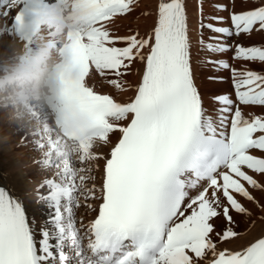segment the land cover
<instances>
[{"label":"snow or ice","instance_id":"6c2138e0","mask_svg":"<svg viewBox=\"0 0 264 264\" xmlns=\"http://www.w3.org/2000/svg\"><path fill=\"white\" fill-rule=\"evenodd\" d=\"M137 2L80 0L88 25L74 56L85 78L111 73L109 84L121 89L118 78L137 61L143 65L130 102L87 86L97 140L107 144L110 134H120L108 157H99L105 159L100 195L95 185L87 187L88 175L83 188L43 179L39 189L47 191L38 189L37 199L49 211L37 228L21 200L0 187V264H264V231L226 246L257 219L264 225V214L254 219L245 203L264 213V115L246 118L242 107H264V44H245L254 32L264 33V0H214L207 16L200 0L195 43L186 0H158L146 37L111 35L106 22L130 14ZM3 5L4 17L19 8L8 29L21 33L22 19L49 8L45 0H0ZM205 30L212 34L207 42ZM194 47L199 66L231 79L234 98L214 97L212 112L197 83ZM226 54L245 67H234ZM257 63L259 70L248 66ZM80 196L101 202L81 205ZM73 206L95 215L86 224L81 218L78 228ZM237 216L247 221L243 231Z\"/></svg>","mask_w":264,"mask_h":264},{"label":"bare ground","instance_id":"6f19581e","mask_svg":"<svg viewBox=\"0 0 264 264\" xmlns=\"http://www.w3.org/2000/svg\"><path fill=\"white\" fill-rule=\"evenodd\" d=\"M213 2L214 0H204V12L206 16L212 12L211 5ZM224 2H227V0H224ZM157 3L158 0H138L134 6V10L130 14L115 17L112 21L106 22L105 26L110 34L114 36H129L138 32L140 36L146 37L155 24ZM186 3L189 15L190 36L195 43L199 39L198 20L200 0H186ZM240 7H248V5H238L237 10H240ZM222 14L227 15V13ZM10 25L8 18L0 15V65L11 62L14 52L19 48L36 47L35 40L26 46L21 39L15 37L11 33V30L8 29ZM44 32L45 30H42L41 35ZM209 35L212 34L208 30H205L204 39L206 42ZM44 39L46 40V38ZM245 44H264V33L254 32L251 39L246 40ZM116 46L122 47L124 45L117 44ZM230 55L226 54L223 58L228 59L229 63L234 67H245L246 62L231 60ZM193 56L197 83L202 92L205 107L209 112H212L214 108L218 107L214 101V97L227 93L234 98L229 73L226 71L216 73L210 65L199 66L196 62L197 50L195 47L193 48ZM248 66L255 70H259L260 67L258 63ZM142 71L143 65L138 61L134 63L131 70L125 76L118 78L119 82L123 85L121 89H117L109 84V78H115L111 73L106 74L104 77L96 73H90L89 77L85 78V82L93 86V89L97 92H108L115 96L119 102L127 103L135 95L136 86L142 78ZM219 75H223L225 79L223 81L209 79L210 76ZM242 107L246 118L250 119L252 115H264V107ZM51 121L52 113L43 104L33 103L30 112L25 113L19 118H14L8 109L0 107V187L5 188L11 195L21 200L30 222L37 228L44 225L49 211L45 204L39 202L37 199L40 182L45 178H54L65 186L69 185L68 181L63 179L64 173L60 162V155L54 151V144L52 143L54 141L49 139L50 134L46 130V125L51 123ZM128 122L122 121L120 123L126 124ZM119 135L118 132L110 134V142L107 144L98 141L97 137L88 139L78 148L77 159L74 164L80 168L82 177H86L87 175L91 177V179L87 180L86 185L88 188L95 185L97 195H100L99 190L102 186L104 158L108 157L111 148L118 142ZM61 146L63 145L61 144ZM85 152L98 157L97 159L90 160L87 167L80 162V154H84ZM85 168L91 171L87 173L82 172V169ZM80 184L84 187L82 178L80 179ZM39 191L46 192L47 190L39 189ZM254 195L259 199L261 194L255 191ZM82 198L84 199V196ZM100 202L99 200L89 199L85 201L84 199V204L89 203L94 206H98ZM245 203L253 213L254 219L264 214L260 212L255 204ZM73 210L78 228L80 227L81 218H83V222L86 224L95 215L84 207H81L78 211L73 206ZM236 219L240 221L239 230L243 231L247 225L246 219L239 216ZM261 231H264V225L257 219L255 226L251 227L250 231L233 244L226 246L237 247L243 245L247 240L258 236Z\"/></svg>","mask_w":264,"mask_h":264},{"label":"clouds","instance_id":"9594fccd","mask_svg":"<svg viewBox=\"0 0 264 264\" xmlns=\"http://www.w3.org/2000/svg\"><path fill=\"white\" fill-rule=\"evenodd\" d=\"M69 8L71 12L66 16ZM42 24L54 28L58 34L65 29L84 33L88 12L78 0H56L49 14L27 23L36 47H21L14 52L11 62L0 65V107L8 109L14 118L30 112L33 103L50 106L63 103L65 87L80 77L78 66L71 61L68 44L54 54L53 42L40 34ZM77 128L89 132L91 124H77Z\"/></svg>","mask_w":264,"mask_h":264},{"label":"rangeland","instance_id":"374dc122","mask_svg":"<svg viewBox=\"0 0 264 264\" xmlns=\"http://www.w3.org/2000/svg\"><path fill=\"white\" fill-rule=\"evenodd\" d=\"M85 154H86V155H85ZM80 155H81L82 157L84 156V158H86V160H87V161L85 162L86 164L83 163V165L87 167V165H88L89 162H90V160L88 159V157L91 156V154H90V153L87 154V153L85 152L84 154H80ZM85 195H86V193H85ZM79 199H80V204L83 205V204H84V199L82 198V196H80ZM75 208L79 211V209H80L81 207H76V206H75Z\"/></svg>","mask_w":264,"mask_h":264}]
</instances>
